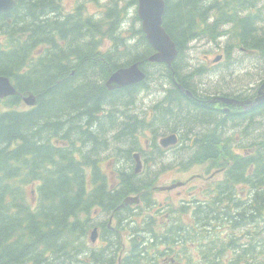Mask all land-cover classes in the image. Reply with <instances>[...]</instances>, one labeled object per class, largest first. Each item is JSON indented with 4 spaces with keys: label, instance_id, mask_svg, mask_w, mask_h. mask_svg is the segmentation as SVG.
<instances>
[{
    "label": "trees",
    "instance_id": "16d2710c",
    "mask_svg": "<svg viewBox=\"0 0 264 264\" xmlns=\"http://www.w3.org/2000/svg\"><path fill=\"white\" fill-rule=\"evenodd\" d=\"M16 2L0 14V36L7 39L0 75L18 91L0 111V264H264V103L252 107L256 88H250L251 78L264 81V0H165L163 26L179 50L172 68L148 62L152 48L137 14L129 15L137 0H110L99 18L83 6L63 16L60 0ZM136 34L138 41L129 43ZM197 36L223 41L228 62L236 52L254 56L252 68L221 70L233 84L215 90L249 109L205 96L210 91L197 82L203 66H191L186 48ZM105 40L112 47L101 51ZM134 62L148 79L160 78L155 116L135 119L139 128L154 129L164 111L168 125L159 124L161 133L178 128L184 141L175 161H184L185 171L203 167L204 185L162 214L154 198L161 171L151 165L135 176L120 135H110L111 145L99 140L119 114L126 117L124 132H132L129 98L137 86L110 91L106 82ZM32 93L37 105L20 109ZM230 142L237 152L227 155ZM102 147L126 163L117 186L95 157ZM130 196L141 205L120 208ZM100 214L104 221L95 219ZM96 225L105 241L97 249L88 241Z\"/></svg>",
    "mask_w": 264,
    "mask_h": 264
},
{
    "label": "rangeland",
    "instance_id": "374dc122",
    "mask_svg": "<svg viewBox=\"0 0 264 264\" xmlns=\"http://www.w3.org/2000/svg\"><path fill=\"white\" fill-rule=\"evenodd\" d=\"M83 1L86 3V9H87L88 14L98 15L99 11H103V9L98 6L96 1L94 0H83ZM105 1L106 0H100L101 3H104ZM76 3H77V0H63V5L67 11H73L75 9ZM135 10L136 9L134 8L131 9L130 15H133ZM103 43H105V41ZM223 43L224 42H220L219 44H216L214 42H209V41H201V42L194 43L191 48V51H189L192 62L194 64H198L200 62L203 63L206 57L214 60V58L217 55L223 54V51H222V48H224ZM109 45H110L109 43L106 44L105 49L108 48ZM234 57L236 59L235 62L239 66L241 65L250 66L252 68L254 64L256 63V60L253 55H244V54H240L236 52L234 53ZM223 68H225V66L219 67V69L216 71H220ZM213 73L207 72L202 77V79L199 80L200 85L203 88L209 89L210 91H215L217 87L227 86L233 83L228 73H226L227 76H224L222 74L217 75ZM235 77L236 75H234V78ZM155 79H157V77L152 76L150 80L148 81V83L146 84V86L140 90V92L138 93L137 100H136V105L141 101H144L146 106L151 105L150 102L154 100V98L151 95L154 96V91L156 89L155 83H158V82L154 83ZM259 79H260L259 77L251 78V85L254 86ZM157 91H160L159 88H157ZM138 117L139 119H144L143 114H140ZM153 128H154L153 130H155L158 135L162 134L161 129H157L156 126H153ZM143 134L139 136L141 144H144V141L146 139H149V134L147 136H142ZM139 138H138V144H139ZM123 139H126V137H124ZM124 141H125V144H129L131 142V140L129 139L124 140ZM229 145L232 149L235 144L230 142ZM157 154L158 152L155 150L154 154L151 155L150 157L157 155ZM114 155H115L114 150H109L106 153L101 152L100 154V162H101V166L103 167L104 174H107L110 177H112V175H115L114 174L115 164L113 160ZM171 158H172V153L168 155L167 160L163 162L162 164V166L165 165L166 169L170 168V165L168 164L172 163ZM201 175H203L202 166H195L191 170L186 171L185 173L179 172L178 169L176 168L174 170H168L167 172H165V174H163V176L160 177L159 182H158L159 186H164V187L171 186L173 183L177 181H180L184 184L182 187L177 188L176 190L170 191V192L158 190L157 193L155 194L157 203H163L165 200H172L174 202H177L181 198L189 199L190 193L197 192V190L200 189L204 185L205 182L202 180ZM154 185L156 186V182L152 181V186ZM27 190L29 192V195L31 194L32 198H35V195H33L34 194L33 190L30 189V187Z\"/></svg>",
    "mask_w": 264,
    "mask_h": 264
},
{
    "label": "water",
    "instance_id": "95a60500",
    "mask_svg": "<svg viewBox=\"0 0 264 264\" xmlns=\"http://www.w3.org/2000/svg\"><path fill=\"white\" fill-rule=\"evenodd\" d=\"M139 8L138 15L142 21V27L147 35L148 41L157 51L149 60L156 63H167L171 65L172 61L176 57V48L174 42L163 28V15L165 12L164 0H138ZM14 0H0V12H7L14 6ZM220 57L216 59L219 61ZM145 78V75L140 71L139 65L136 64L131 68L121 70L112 75L107 82V86L110 89L116 87H125L132 84H137ZM16 89L13 87L8 78L0 76V98H5L10 95H15ZM25 101L29 105H35L36 99L33 95L25 98ZM257 103H264V84L259 93ZM163 147H167L177 143V137L175 135L166 137L160 140ZM138 161V168L136 173L141 172L142 164L139 160V155H135ZM136 200L131 199L129 203H134ZM96 239V233H93V240Z\"/></svg>",
    "mask_w": 264,
    "mask_h": 264
},
{
    "label": "bare ground",
    "instance_id": "6f19581e",
    "mask_svg": "<svg viewBox=\"0 0 264 264\" xmlns=\"http://www.w3.org/2000/svg\"><path fill=\"white\" fill-rule=\"evenodd\" d=\"M142 69H143V67H142ZM143 70L146 72L145 69H143ZM159 79H160V78L157 77V79H155L154 83H155V82H159V81H158ZM149 80H150V78H149V79L146 78L145 81L136 84L137 88H136L135 90H133V93H134L135 95L129 98V99H133L134 105H135V103H136V100H137V97H138V93L140 92V90H141L143 87L146 86V84L148 83ZM145 82H146V83H145ZM162 112H163V111L160 110V114H161V115H159V117L157 118V119H158V123H159L160 125L167 126L168 123H167V124L165 123L167 120H165V118H162V117H161V116L165 117V116H164V113H162ZM154 116H155V115H154ZM131 119L134 120V123H135L134 125L131 124V126H132V130H131L132 132H131V133H130V132L128 133L127 131L124 132V126H123V124H126V123H127V122H126V117H124V118L118 120V121L115 123V125H114L113 128H112V131H111L110 133H108L107 138H105V137H100L99 140L102 141V142H105V143H107V144H110V141H112V140H111L112 137H111L110 135H113V136H115V135H120V140H121L120 143H122L124 146L129 145L127 149H128V150L131 149V153H133V152H135V151H138V150L140 149V146L134 141V140L136 139V137H133V138H132V135L134 136V135L136 134L137 136H140L141 134L144 133L145 130H150V132H151V133H154L155 135L157 134V132H156L155 130H153L152 128L141 130V128H139V127H140V123H138L135 119H138L139 121H140V120L143 121V120H142V119H139L138 116L135 117V118H131ZM159 124H157V123L154 124V123H153V124H151V126H152V127H153V126H156L157 129H161L160 126H159ZM126 125H127V124H126ZM138 125H139V126H138ZM176 130H177V131H174V132L169 131L168 133H181V132L179 131L178 128H177ZM155 132H156V133H155ZM162 135H163V134L156 135V136H162ZM124 137H126V139H123ZM127 139L131 140V142H130L129 144H125V141H124V140H127ZM109 140H110V141H109ZM100 141H99V142H100ZM110 145H111V144H110ZM107 151H108V150H103V147H102V148H100V149L97 150L98 154H95V157H97V158L100 159V154H101V152L106 153ZM156 151H157V150H156ZM154 152H155V150H154ZM154 152H152V153L150 154V156L153 155ZM234 152H237V147H236V145H234L232 149H231L230 145H228V147L226 148V154H227V155H228V154H233ZM150 185L152 186V182L150 183ZM109 217H110V216H109ZM100 257H101V256H100Z\"/></svg>",
    "mask_w": 264,
    "mask_h": 264
},
{
    "label": "flooded vegetation",
    "instance_id": "af4514ba",
    "mask_svg": "<svg viewBox=\"0 0 264 264\" xmlns=\"http://www.w3.org/2000/svg\"><path fill=\"white\" fill-rule=\"evenodd\" d=\"M198 22H200V24L202 25V26H205V24H204V22H201V21H198ZM212 22V19H210L209 18V21H208V24L209 23H211ZM191 46V44H187V47L186 48H188L189 49V47ZM210 68H213V67H215V65H210L209 66ZM204 72L206 73V72H210V70L208 69V68H204ZM132 86H134V85H132ZM132 86H127V87H132ZM199 86H201V85H199ZM127 87H122L121 89H127ZM121 89H118V90H121ZM178 89L180 90V88L178 87ZM259 92V91H258ZM258 94V93H257ZM205 96L206 97H213V102H215L216 104H224V105H230V104H227V103H234V101H235V99H233V98H227V97H222V95H220V94H218L216 91H212V92H205ZM238 101V100H237ZM252 104H253V102H252ZM245 108L246 109H249L250 108V106H248V105H245ZM129 109H130V111H131V113H132V117L131 118H135V117H137V116H139L138 115V113H137V108H136V103H135V106H129ZM144 111H147V112H150V111H148L147 109H145ZM163 113H164V111H163ZM141 114H143V113H141ZM164 115H166V113H164ZM165 118H167L166 116H165ZM121 119V116H120V114H119V117H118V120H120ZM175 131H177V130H175ZM178 136H179V138H181V140H182V143H184V141H183V138H182V136H181V133H176ZM133 137H136V139L134 140L137 144H138V138H139V136H137L136 134L133 136L132 135V138ZM158 141L156 142H151L149 139H146L145 141H144V144L142 145V149H143V151L144 152H146V153H148V152H154V150H158ZM139 145V144H138ZM141 148V147H140ZM162 154H163V157H162V160H167V158H168V155L170 154V149L169 150H167L166 152L165 151H162V150H159ZM135 153V152H134ZM143 154V153H142ZM133 155V153H131V156ZM143 157H144V155H143ZM172 159H174L175 160V155H173L172 156V158H171V160ZM144 161H145V159H144ZM118 162H119V160H118ZM124 165H125V163L123 162V161H121V162H119L118 163V167L119 168H121V169H123V168H125L124 167ZM132 166V165H131ZM133 168H134V166H133ZM133 171H134V169H133ZM112 217L113 216H111L110 217V219H112ZM99 231V230H98ZM100 234V233H99ZM107 255H109V254H107ZM101 257L102 256H104V254L103 255H100Z\"/></svg>",
    "mask_w": 264,
    "mask_h": 264
}]
</instances>
